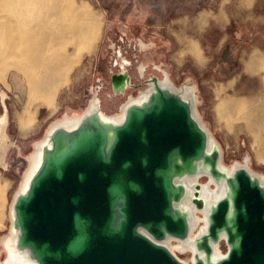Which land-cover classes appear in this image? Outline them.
I'll list each match as a JSON object with an SVG mask.
<instances>
[{
	"label": "water",
	"instance_id": "1",
	"mask_svg": "<svg viewBox=\"0 0 264 264\" xmlns=\"http://www.w3.org/2000/svg\"><path fill=\"white\" fill-rule=\"evenodd\" d=\"M168 76L47 127L9 204L5 264H264V175L222 163L194 83Z\"/></svg>",
	"mask_w": 264,
	"mask_h": 264
},
{
	"label": "rangeland",
	"instance_id": "2",
	"mask_svg": "<svg viewBox=\"0 0 264 264\" xmlns=\"http://www.w3.org/2000/svg\"><path fill=\"white\" fill-rule=\"evenodd\" d=\"M81 1L99 20L95 37L88 49L75 54L67 79L49 99L33 92L32 80L22 71H0L11 142L6 164L0 166V240L34 143L54 120L84 110L93 84L109 68L114 42L132 48L141 39L147 47L138 50L137 60L148 72L161 75L164 68L176 85L190 79L197 88L198 112L222 147V162L230 166L247 156L249 167L264 175V158L252 133L257 125L264 132V124L248 118L264 111V0H76ZM252 57L255 64L249 69ZM119 105L104 103L103 108L113 113Z\"/></svg>",
	"mask_w": 264,
	"mask_h": 264
},
{
	"label": "bare ground",
	"instance_id": "3",
	"mask_svg": "<svg viewBox=\"0 0 264 264\" xmlns=\"http://www.w3.org/2000/svg\"><path fill=\"white\" fill-rule=\"evenodd\" d=\"M0 10H3L0 11V71L7 67L22 71L27 79L32 80L33 92L49 99L53 91L67 79L65 77L75 54L90 47L99 20L85 1L76 0H0ZM139 44L140 48L146 49L147 43L143 40L140 39ZM69 45L73 47L72 52L68 51ZM163 72L169 75L164 68ZM6 97L7 93L0 89V101L3 104L0 111V166L6 164L5 155L11 144L6 135ZM235 104L241 105L239 102ZM252 117L264 124V111L256 116L251 112L248 118ZM65 118L70 116L65 114ZM260 131L261 126L257 125L252 133L264 158V132ZM32 163L33 155L30 154L17 187ZM6 218L9 221V206ZM8 229L9 222L7 233L0 240V249L3 250L11 242ZM0 264H5L1 258Z\"/></svg>",
	"mask_w": 264,
	"mask_h": 264
},
{
	"label": "flooded vegetation",
	"instance_id": "4",
	"mask_svg": "<svg viewBox=\"0 0 264 264\" xmlns=\"http://www.w3.org/2000/svg\"><path fill=\"white\" fill-rule=\"evenodd\" d=\"M121 35L123 36L125 34L122 33ZM112 47L114 51L110 57L109 68L105 76H100L96 79L91 91V96L99 97L103 110L104 103L113 104L118 101L119 105V103H122L128 96L136 95L138 91L145 88V85H142L141 82L147 78V74L149 73L147 65L137 60L138 50L142 49L140 48L139 40L133 43L132 48L130 45L123 48L121 44H116V42L112 44ZM151 69L153 70L154 68ZM155 74L158 75L159 73L155 72ZM112 75H117L116 80L118 81L120 76L126 75L128 77V83L126 87H124V94L114 93L111 84Z\"/></svg>",
	"mask_w": 264,
	"mask_h": 264
},
{
	"label": "built area",
	"instance_id": "5",
	"mask_svg": "<svg viewBox=\"0 0 264 264\" xmlns=\"http://www.w3.org/2000/svg\"><path fill=\"white\" fill-rule=\"evenodd\" d=\"M87 100H88V101L84 103V105H83V107L81 108V110H83V109L87 106V104H88L90 98H88ZM73 113H74V112H73ZM71 114H72V113H71ZM177 253H178L179 256H181L182 258H185V259H188L189 256H190V252H189V251H185V252H179V251H177Z\"/></svg>",
	"mask_w": 264,
	"mask_h": 264
},
{
	"label": "crops",
	"instance_id": "6",
	"mask_svg": "<svg viewBox=\"0 0 264 264\" xmlns=\"http://www.w3.org/2000/svg\"><path fill=\"white\" fill-rule=\"evenodd\" d=\"M254 64H255V58L252 57V60H251L250 63L248 64V68H249V69H253Z\"/></svg>",
	"mask_w": 264,
	"mask_h": 264
}]
</instances>
